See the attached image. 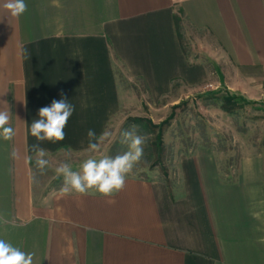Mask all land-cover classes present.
Listing matches in <instances>:
<instances>
[{"label": "crops", "instance_id": "1", "mask_svg": "<svg viewBox=\"0 0 264 264\" xmlns=\"http://www.w3.org/2000/svg\"><path fill=\"white\" fill-rule=\"evenodd\" d=\"M25 3L18 18L0 9V110L15 131L0 138V239L35 252L34 264H264V158H241L228 183L197 154L180 159L178 186L128 177L105 197L38 190L32 150L88 147V131L99 136L121 105L116 67L153 99L173 81L204 82L203 59L228 61L243 82L264 81V0ZM62 97L75 106L65 139L38 142L31 123Z\"/></svg>", "mask_w": 264, "mask_h": 264}, {"label": "rangeland", "instance_id": "2", "mask_svg": "<svg viewBox=\"0 0 264 264\" xmlns=\"http://www.w3.org/2000/svg\"><path fill=\"white\" fill-rule=\"evenodd\" d=\"M181 34L184 53L191 59H197L191 51L189 36L183 29ZM201 62L208 70L204 82L186 86L173 81L169 94L157 99L149 96L141 80H127L116 67L121 105L99 133L110 130L113 133L111 140L104 142L96 153L90 152L88 147H63L47 153L45 158L49 164L43 174L34 159L36 188L42 192L62 189L64 178L55 171L62 162L78 171L81 163L89 157H115L125 152L127 146L120 142V133L133 126L129 124L130 118H145L161 124L172 112L173 117L162 126L163 149L160 153L151 144L154 134L137 128L138 134L147 135L148 139L143 159L128 177L162 180L175 187L180 182V159L206 154L213 160L221 179L232 183L238 175L241 158H264V81L243 82V77L228 61L221 67L206 59ZM232 93H241L251 101L248 104L233 101L229 98Z\"/></svg>", "mask_w": 264, "mask_h": 264}, {"label": "clouds", "instance_id": "3", "mask_svg": "<svg viewBox=\"0 0 264 264\" xmlns=\"http://www.w3.org/2000/svg\"><path fill=\"white\" fill-rule=\"evenodd\" d=\"M27 8L25 0H0V9L6 14L5 16L18 18L27 11ZM74 111L75 106L65 98L53 100L50 106L39 109V118L31 123V135L38 142L56 143L64 140L66 136L64 129ZM9 120V112L0 110V138L5 141L15 136L14 129L9 126ZM137 128L138 126L133 125L129 130L120 133V142L127 146V150L120 155L89 157L81 163L78 171L72 170L68 163H60L55 171L58 176L62 175L64 178L62 192L74 191L78 194L95 192L107 197L122 191L128 176L133 173L144 156V145L148 136L138 134ZM112 135L113 133L107 129L99 136L93 130H89L88 150L92 153L99 152L101 145L111 140ZM32 150L36 157V167L43 174L49 164V160L45 158L47 152L39 146V143L34 144ZM35 255V252H25L12 243L0 239V264H34Z\"/></svg>", "mask_w": 264, "mask_h": 264}, {"label": "trees", "instance_id": "4", "mask_svg": "<svg viewBox=\"0 0 264 264\" xmlns=\"http://www.w3.org/2000/svg\"><path fill=\"white\" fill-rule=\"evenodd\" d=\"M181 13V12H180ZM174 24L177 31V35L179 38V41H182V35H181V18L177 14L174 15ZM182 46V45H181ZM182 48V47H181ZM230 99L234 100H240L241 102L248 104L250 103L245 97L232 93V95L229 96ZM177 107V106H175ZM174 115V112H172L168 117L167 120L162 122L161 124H154L151 122V120L145 119V118H130L129 124L130 125H136L142 129H144L146 132L153 133L154 139L152 140L151 144L154 150L157 153H160L163 149V139H162V126L167 123L169 119H171ZM155 131V132H154Z\"/></svg>", "mask_w": 264, "mask_h": 264}]
</instances>
